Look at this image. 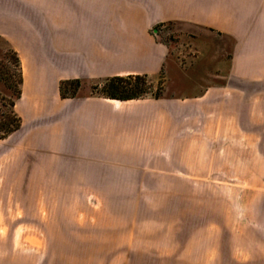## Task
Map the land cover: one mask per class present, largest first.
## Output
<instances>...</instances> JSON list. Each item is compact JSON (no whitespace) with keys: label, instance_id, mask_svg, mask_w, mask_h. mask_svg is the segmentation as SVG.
<instances>
[{"label":"crops","instance_id":"crops-1","mask_svg":"<svg viewBox=\"0 0 264 264\" xmlns=\"http://www.w3.org/2000/svg\"><path fill=\"white\" fill-rule=\"evenodd\" d=\"M166 24L233 43L217 84L175 90L167 77L159 99L133 101L79 94L109 77L170 75L150 31ZM0 40L22 75L20 128L0 140V264L129 263L138 196L106 182L264 184V0H0ZM65 80L80 82L75 98L60 96ZM256 253L244 263L264 264V246Z\"/></svg>","mask_w":264,"mask_h":264},{"label":"rangeland","instance_id":"rangeland-1","mask_svg":"<svg viewBox=\"0 0 264 264\" xmlns=\"http://www.w3.org/2000/svg\"><path fill=\"white\" fill-rule=\"evenodd\" d=\"M157 39L168 47L164 67L171 76L163 69L156 79L147 78L152 94L158 86L163 94L167 77L175 90L179 84L184 90L217 84L211 72L217 70L218 64H228L233 44L229 40L213 41L206 34L193 36L173 24L164 25ZM197 43L203 51L207 46L205 55ZM7 50L8 46L0 40V119L10 112L8 102L15 98L13 90L4 83L8 74H13V81L17 75L13 56ZM100 84L89 83L79 94L99 96L94 88ZM242 177L237 174L235 180H230L223 173L221 178L208 173L203 179L188 177L170 185L103 183V191L122 190L137 195L133 205L143 214L138 221L136 247L130 250L131 260L125 264L255 262L257 247L264 246V184ZM83 183L75 182V187H85Z\"/></svg>","mask_w":264,"mask_h":264},{"label":"trees","instance_id":"trees-1","mask_svg":"<svg viewBox=\"0 0 264 264\" xmlns=\"http://www.w3.org/2000/svg\"><path fill=\"white\" fill-rule=\"evenodd\" d=\"M163 25H156L158 29ZM11 53L13 56V64L17 69V75L13 81V74H8L4 78V83L13 90L15 98L8 102L11 107L10 112L2 116L0 119V140L12 135L20 128V119L14 113V101L20 98V85L22 82L21 69L17 55L11 50H7V54ZM146 75L141 76H126V77H109L101 82L99 87L94 90L100 97L111 99L112 101H133L139 100L150 95L154 99H159L162 96V90L158 86L157 91L152 94V86L149 83ZM80 88V82L77 80H65L59 84L60 96L62 98H75Z\"/></svg>","mask_w":264,"mask_h":264},{"label":"built area","instance_id":"built-area-1","mask_svg":"<svg viewBox=\"0 0 264 264\" xmlns=\"http://www.w3.org/2000/svg\"><path fill=\"white\" fill-rule=\"evenodd\" d=\"M162 28H163V26H160L158 29H156L155 27H152L150 31H151V33L153 34V36H154L155 38H157V37L159 36V34H160Z\"/></svg>","mask_w":264,"mask_h":264}]
</instances>
